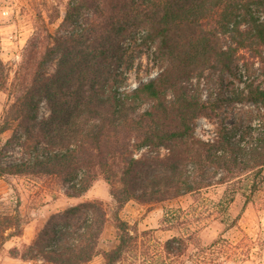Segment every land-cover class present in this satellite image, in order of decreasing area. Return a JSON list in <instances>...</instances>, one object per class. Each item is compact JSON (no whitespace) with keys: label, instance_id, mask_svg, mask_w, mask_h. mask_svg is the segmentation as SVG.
Instances as JSON below:
<instances>
[{"label":"trees","instance_id":"16d2710c","mask_svg":"<svg viewBox=\"0 0 264 264\" xmlns=\"http://www.w3.org/2000/svg\"><path fill=\"white\" fill-rule=\"evenodd\" d=\"M58 18L55 7L47 23ZM144 56L152 76L140 75ZM205 70L232 79L213 99L187 84ZM0 92L7 95L0 177L56 179L69 196L102 177L116 236L111 248L98 247L106 211L88 200L50 215L12 257L84 264L99 254L103 264H181L192 256V237L172 236L147 255L120 210L131 200L163 202L221 186L214 208L223 228L201 251L223 247L230 258L256 254L264 264L263 227L240 231L236 242L222 237L236 226L231 203L242 195L247 204L264 182V0H69L55 32L34 31L15 69L0 59ZM236 104L249 107L226 124V106ZM200 117L216 124L211 140L195 136ZM19 206L16 199L13 213L0 211V249L21 234Z\"/></svg>","mask_w":264,"mask_h":264},{"label":"rangeland","instance_id":"374dc122","mask_svg":"<svg viewBox=\"0 0 264 264\" xmlns=\"http://www.w3.org/2000/svg\"><path fill=\"white\" fill-rule=\"evenodd\" d=\"M68 1L0 0V59L15 69L34 31L43 32L46 27L52 33L55 32L62 21ZM55 7L58 8L59 18L53 24H48L49 15H53ZM151 67V58L144 56L141 59V77L154 75L156 69ZM229 82H232L229 75L205 70L202 75L190 78L187 84L197 88L202 99H213L220 91L221 85ZM128 84H136L133 72L130 73ZM6 100V93L0 92V116ZM226 107L228 109L224 122L230 124L240 116V112L245 113L249 106L236 104ZM46 113L45 104H41L40 115ZM194 133L198 139L211 140L216 134V124L200 117L194 122ZM8 135V132L3 133L2 140ZM161 151L164 152L163 149ZM66 188L67 184L56 179L39 180L13 175L0 177V211L13 213L15 201L19 199V214L22 220L21 234L10 237L0 249V264H51L42 259L24 261L12 257L9 251L13 247L22 249L29 244L50 215L88 200L101 201L106 211L107 220L99 237L98 247L107 250L115 244V229L111 217L113 204L105 180L97 177L93 185L81 196H69ZM222 190L221 186L209 187L197 193L155 203L131 200L119 214L139 233L144 244L142 248L149 251L147 255L158 253L161 243L166 239L181 235L192 237L187 253L192 256H189V261L181 264H204L203 260L208 258H213V264H258L259 257L256 254H251L248 259L238 260L230 258L231 255L224 252L228 249L223 247L201 251L222 231L223 225L215 219L218 214L214 208ZM246 192L248 193L247 190ZM228 213L232 218H237L236 226L222 233V237L228 238L229 241L236 242L241 236L240 231L252 234L264 228V182L247 204L244 205V196L238 195L231 203ZM84 264H103V258L98 254ZM145 264H152V261Z\"/></svg>","mask_w":264,"mask_h":264}]
</instances>
